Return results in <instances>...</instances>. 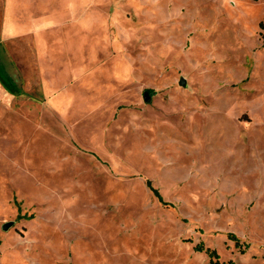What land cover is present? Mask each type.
<instances>
[{
    "label": "rangeland",
    "instance_id": "374dc122",
    "mask_svg": "<svg viewBox=\"0 0 264 264\" xmlns=\"http://www.w3.org/2000/svg\"><path fill=\"white\" fill-rule=\"evenodd\" d=\"M49 2L0 0V264H264V0Z\"/></svg>",
    "mask_w": 264,
    "mask_h": 264
},
{
    "label": "crops",
    "instance_id": "0c3cea01",
    "mask_svg": "<svg viewBox=\"0 0 264 264\" xmlns=\"http://www.w3.org/2000/svg\"><path fill=\"white\" fill-rule=\"evenodd\" d=\"M2 1L3 40L32 35L41 43L48 32V27L63 25L66 19L62 12H53L50 0Z\"/></svg>",
    "mask_w": 264,
    "mask_h": 264
},
{
    "label": "trees",
    "instance_id": "16d2710c",
    "mask_svg": "<svg viewBox=\"0 0 264 264\" xmlns=\"http://www.w3.org/2000/svg\"><path fill=\"white\" fill-rule=\"evenodd\" d=\"M261 29H262V40H263V43H264V21L261 23ZM0 83L8 92H10L12 94H18V93H16L17 91L14 89V84H13L12 79L7 75L6 72H4L1 64H0ZM147 91L150 93V95H153L155 93L151 89H148ZM147 185L150 188H152V184H151L150 181H147ZM153 190H154L156 196L158 197V199L160 201H162V198H161L159 192L157 190H155V189H153ZM231 239L235 240L237 247H239L242 252H245L246 249L248 248V244L245 245V247H243V244L234 235H231ZM196 250L207 253L208 256L211 258V264H235L232 261L227 262V263L220 262L218 259L214 261V258L218 257V253L216 252V250H213V249H210V248H206L203 244L197 245L196 246Z\"/></svg>",
    "mask_w": 264,
    "mask_h": 264
},
{
    "label": "water",
    "instance_id": "95a60500",
    "mask_svg": "<svg viewBox=\"0 0 264 264\" xmlns=\"http://www.w3.org/2000/svg\"><path fill=\"white\" fill-rule=\"evenodd\" d=\"M180 84H181V85H185V81H184V79L181 80V83H180ZM151 98H152V96L150 95V93H149L148 91H146L145 94H144V99H145V101L149 102V101L151 100ZM11 225H12L11 222L6 223V224L3 225V229L6 230V229H8Z\"/></svg>",
    "mask_w": 264,
    "mask_h": 264
}]
</instances>
